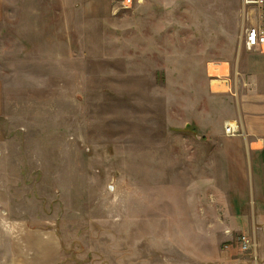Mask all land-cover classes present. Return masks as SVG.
<instances>
[{
    "label": "rangeland",
    "instance_id": "1",
    "mask_svg": "<svg viewBox=\"0 0 264 264\" xmlns=\"http://www.w3.org/2000/svg\"><path fill=\"white\" fill-rule=\"evenodd\" d=\"M5 2L0 264H264V188L235 156L257 10Z\"/></svg>",
    "mask_w": 264,
    "mask_h": 264
},
{
    "label": "crops",
    "instance_id": "2",
    "mask_svg": "<svg viewBox=\"0 0 264 264\" xmlns=\"http://www.w3.org/2000/svg\"><path fill=\"white\" fill-rule=\"evenodd\" d=\"M9 6H12L11 3ZM2 7H8L5 0H0V25L3 19ZM26 7L37 6L33 3L27 4ZM38 7H50V5L43 4ZM247 61V67L240 72V84L235 92V107L246 147L235 151V156H241L242 160L246 155L250 157L253 184L264 188V54L250 52ZM2 111V80L0 78V116Z\"/></svg>",
    "mask_w": 264,
    "mask_h": 264
},
{
    "label": "built area",
    "instance_id": "3",
    "mask_svg": "<svg viewBox=\"0 0 264 264\" xmlns=\"http://www.w3.org/2000/svg\"><path fill=\"white\" fill-rule=\"evenodd\" d=\"M124 5L129 7L133 0H124ZM245 6L257 10V18L259 22L252 25L246 31L244 40L247 48L249 50H256L264 54V0H242ZM239 126L235 123H228L226 125V133L228 135H233L238 131ZM254 247V242L252 239L243 235L241 237V248L244 251L250 250Z\"/></svg>",
    "mask_w": 264,
    "mask_h": 264
}]
</instances>
